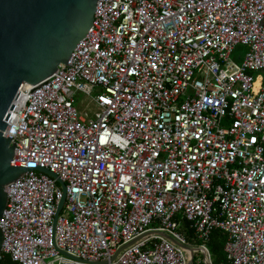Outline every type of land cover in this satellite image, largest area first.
<instances>
[{"label": "built area", "instance_id": "2783aa9c", "mask_svg": "<svg viewBox=\"0 0 264 264\" xmlns=\"http://www.w3.org/2000/svg\"><path fill=\"white\" fill-rule=\"evenodd\" d=\"M56 70L6 114L0 264H264V0H97Z\"/></svg>", "mask_w": 264, "mask_h": 264}, {"label": "water", "instance_id": "95a60500", "mask_svg": "<svg viewBox=\"0 0 264 264\" xmlns=\"http://www.w3.org/2000/svg\"><path fill=\"white\" fill-rule=\"evenodd\" d=\"M96 2L0 0V218L6 204V187L26 172L25 168L10 165L13 143L10 145L2 134L7 111L18 90L23 92L53 73L57 75V66L67 63L92 24ZM1 244L0 230V249Z\"/></svg>", "mask_w": 264, "mask_h": 264}, {"label": "trees", "instance_id": "16d2710c", "mask_svg": "<svg viewBox=\"0 0 264 264\" xmlns=\"http://www.w3.org/2000/svg\"><path fill=\"white\" fill-rule=\"evenodd\" d=\"M180 229L185 234L187 240L191 242L193 233L192 230L188 228V223L183 221ZM225 241L226 237L220 231L214 230L211 233L207 246L209 248L213 264L225 263V255L223 252V246L225 244Z\"/></svg>", "mask_w": 264, "mask_h": 264}, {"label": "rangeland", "instance_id": "374dc122", "mask_svg": "<svg viewBox=\"0 0 264 264\" xmlns=\"http://www.w3.org/2000/svg\"><path fill=\"white\" fill-rule=\"evenodd\" d=\"M245 51H246L245 47H243L241 45L237 46L235 48L233 55H232V60L239 62V60H237V56L242 57L244 55ZM75 106L78 110H80L79 103H77Z\"/></svg>", "mask_w": 264, "mask_h": 264}, {"label": "crops", "instance_id": "0c3cea01", "mask_svg": "<svg viewBox=\"0 0 264 264\" xmlns=\"http://www.w3.org/2000/svg\"><path fill=\"white\" fill-rule=\"evenodd\" d=\"M189 242V241H188ZM195 240H194V235H192V241L191 242H189L191 245H194L195 244ZM197 256V255H196ZM223 264H225V263H223Z\"/></svg>", "mask_w": 264, "mask_h": 264}]
</instances>
